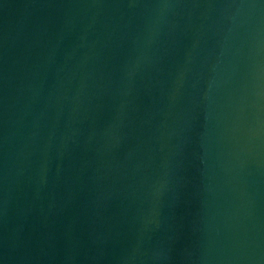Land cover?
<instances>
[{"label": "water", "instance_id": "water-1", "mask_svg": "<svg viewBox=\"0 0 264 264\" xmlns=\"http://www.w3.org/2000/svg\"><path fill=\"white\" fill-rule=\"evenodd\" d=\"M0 264H264V0H0Z\"/></svg>", "mask_w": 264, "mask_h": 264}]
</instances>
